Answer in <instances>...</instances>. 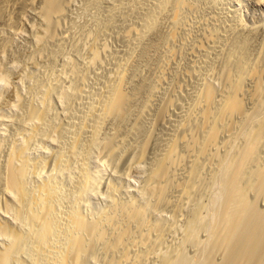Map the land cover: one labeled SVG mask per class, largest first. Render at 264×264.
Returning <instances> with one entry per match:
<instances>
[{
  "label": "bare ground",
  "instance_id": "6f19581e",
  "mask_svg": "<svg viewBox=\"0 0 264 264\" xmlns=\"http://www.w3.org/2000/svg\"><path fill=\"white\" fill-rule=\"evenodd\" d=\"M78 2L0 0V264H264V40L218 0Z\"/></svg>",
  "mask_w": 264,
  "mask_h": 264
},
{
  "label": "rangeland",
  "instance_id": "374dc122",
  "mask_svg": "<svg viewBox=\"0 0 264 264\" xmlns=\"http://www.w3.org/2000/svg\"><path fill=\"white\" fill-rule=\"evenodd\" d=\"M78 1H80V0H78ZM78 1L74 0V4H73L74 13H73V15L76 16V18H77V20L79 22H82V21L85 20L83 18V16H80L79 14H78V16L76 15L78 13V7H79L78 5L80 4V2H78ZM233 1L234 0H218V3L220 4L219 7L220 8L223 7L222 9H225V8L229 9V8L232 7V9H235L236 12L239 10L237 12V14L239 15V17L241 15V20H242V22H243V24L245 26V31L246 32H253L252 33V37H251V46H252L253 49H257L262 44V42L264 40V5L263 4L261 5V4L257 3L258 2L257 0H240V1L238 0L239 2L236 0L237 1L236 3H235V1L234 2ZM221 2H223V3H221ZM231 2H233V3H231ZM228 3H229V5H228ZM221 4L224 5V6H222ZM225 4H227V5L225 6ZM74 6H77V9ZM18 38L13 42L15 48L12 46L11 47V50H12L11 52H14L15 54L14 53L13 54L15 56L19 55L18 57L23 59L24 56L26 55V53L28 52L27 49L29 48L30 45H29V43H27L28 41L26 39V36H22V37L19 38V40L21 38L24 39V40L21 39V42L23 44H21V42L18 41ZM16 41H18V42H16ZM24 41H25V43H24ZM25 44H28V46L25 45ZM17 47H18V49L19 48L20 49L19 50L16 49ZM24 47H27V48L25 49ZM13 49H15V50H13ZM19 51H21V52L24 51L23 52L24 54L23 53L21 54V52H19ZM13 54H12V56H13ZM10 55H11V53H10ZM20 55H24V56L20 57ZM105 175H106V173H105ZM104 178L106 179L107 176L106 177L104 176Z\"/></svg>",
  "mask_w": 264,
  "mask_h": 264
}]
</instances>
